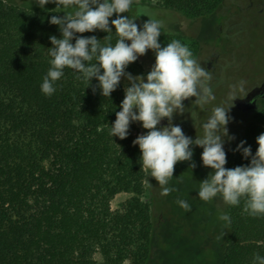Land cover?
<instances>
[{
  "label": "trees",
  "instance_id": "16d2710c",
  "mask_svg": "<svg viewBox=\"0 0 264 264\" xmlns=\"http://www.w3.org/2000/svg\"><path fill=\"white\" fill-rule=\"evenodd\" d=\"M158 1L201 18L224 0ZM55 7L30 10L0 0V264H98L97 254L105 264H155L157 219L142 199L147 170L133 144L140 129L131 124L123 140L110 135L125 96L122 82L104 98L98 81L88 87L66 68L53 95L41 91L49 38L61 35L49 20L65 14ZM110 27L115 31L111 20ZM78 35H95L102 45L118 38L113 32L104 39L100 30ZM126 71L141 75L142 66L136 61ZM261 133L264 108L237 145L246 141L255 154ZM249 162L234 151L225 166ZM122 193L135 197L113 211L112 201ZM223 206L231 223L220 264H252L254 254L264 256V217L248 215L243 200Z\"/></svg>",
  "mask_w": 264,
  "mask_h": 264
},
{
  "label": "clouds",
  "instance_id": "9594fccd",
  "mask_svg": "<svg viewBox=\"0 0 264 264\" xmlns=\"http://www.w3.org/2000/svg\"><path fill=\"white\" fill-rule=\"evenodd\" d=\"M35 3L41 9L52 3L55 9L65 13L52 15L49 20L58 26L61 35L49 38L52 46L47 49L51 59L40 85L43 94L51 96L56 92L57 82L65 76L66 68L77 73L88 87L93 79L98 81L96 87L104 98H111L122 78L125 79V96L120 110L115 112L110 135L120 140L127 138L133 123L147 130L138 135L133 144L140 149L141 169H147L149 176L158 181L162 195L175 190L167 186L173 178L174 166L177 162L192 161L193 146H198L203 149V166L212 171L199 182L197 197L204 202L220 197L229 206H239L243 200V210L248 215L264 217V133L256 138L255 154L250 145L245 146L246 141H240L234 149L245 160H250L248 164L227 168L225 137L234 139L227 127L231 107H212L211 114L201 125L203 134L195 139L173 123L175 115L185 112V100L195 97L192 104L204 111L216 97L209 86L211 71L196 61L187 45L172 40L162 46L159 41L162 21L149 17L138 25L131 15L133 0H35ZM123 13L128 15H121ZM114 14L111 25L115 31L110 27ZM97 30L106 32L104 39L108 40L109 34L115 32L116 43L102 45L95 35H78ZM149 50L155 62L147 74L133 76L126 71ZM240 90H244L242 84ZM165 119L166 126L161 123ZM194 167V163L190 164V168ZM177 203L190 210L186 201L177 200ZM218 219L226 225L231 223L227 213L221 212ZM252 264H264V256L254 254Z\"/></svg>",
  "mask_w": 264,
  "mask_h": 264
},
{
  "label": "rangeland",
  "instance_id": "374dc122",
  "mask_svg": "<svg viewBox=\"0 0 264 264\" xmlns=\"http://www.w3.org/2000/svg\"><path fill=\"white\" fill-rule=\"evenodd\" d=\"M9 4L17 7L35 10L37 4L35 0H5ZM226 5H230L227 2ZM158 0H133L131 15L136 18V23L142 25L149 17L159 19L162 21L163 28L162 34L159 38L162 46L170 43L172 40H179L182 44L187 45L190 50L193 47L192 40L189 39L190 33L203 30V23L209 24L212 28V22L207 19H198L190 17L184 13L176 12L173 10L161 7ZM121 15H128L123 13ZM115 18V14L111 19ZM204 31V30H203ZM200 34L205 40V48L209 51L212 48L213 35L207 31ZM255 29L247 24L246 34L239 37V51L241 55L247 58H252L254 50L261 48L257 40V32ZM263 53V52H262ZM264 54V53H263ZM262 55V54H259ZM258 59L264 62V56H259ZM239 56V54H238ZM230 55L224 59V71L221 72L219 78L212 82L211 88L216 97L209 106L223 105L229 107L227 101L231 100L234 96H240L241 84L244 86L251 80V78H260L254 74L250 68H245V63L240 58L235 59L236 62L231 63ZM142 66V74H147L155 62V56L149 50L144 56L139 57L137 60ZM200 64H204L206 60L199 59ZM233 66V67H232ZM235 66H237L235 68ZM204 67V66H203ZM250 69V70H249ZM132 74V73H131ZM133 76H136L132 74ZM123 87L127 85V81L122 78ZM205 113V112H202ZM209 115L196 113V120L199 124L197 127V134L202 135V123L207 120ZM229 116L230 121H235L234 127L241 124L240 114L230 108ZM259 120V119H257ZM140 129V124L137 123ZM229 130V128H228ZM141 134V129H140ZM229 135H233V130H229ZM227 137H225L226 140ZM224 148H228L226 144ZM203 149L196 150L195 167L185 165L180 171L173 173V178L170 180L168 187L175 189L169 194V203L165 207L168 212L167 222L162 223L164 228H157L155 237V264H220L222 261L225 250L226 237L229 232V224L218 219L222 209L215 205H209L197 197V190L199 182L206 179L209 172L212 170L206 167L203 169L201 160V153ZM192 164V163H191ZM149 188L145 195L142 197L145 203L153 205V194ZM135 195L131 193H122L117 195L112 201V210L120 211ZM218 198V197H217ZM220 199V197L218 198ZM177 200H184L190 205V210H185L178 203ZM221 200V199H220ZM221 205V203H219ZM223 204V202H222ZM207 208L212 210V215L207 213ZM157 207L153 205L154 215L156 214ZM98 264H105L101 254L95 257ZM126 264H133L128 261Z\"/></svg>",
  "mask_w": 264,
  "mask_h": 264
},
{
  "label": "flooded vegetation",
  "instance_id": "af4514ba",
  "mask_svg": "<svg viewBox=\"0 0 264 264\" xmlns=\"http://www.w3.org/2000/svg\"><path fill=\"white\" fill-rule=\"evenodd\" d=\"M227 2H229L230 5H226ZM202 18H209V22H212L211 29L209 24H202L203 30L213 35L214 43H212L211 50L208 51L205 48L204 44L206 42L200 35L203 30L200 31L199 29V31L190 33L189 39L193 42V47L191 49L193 57L198 63H201L199 59L203 58L206 60L205 63H202L201 65L202 67L204 66L207 70L211 71V80L209 81V86H211V84H213L212 82H215V80L219 78L221 72L224 71V59L228 55H230L229 59H231L233 66L235 64L234 62H236L235 59L240 58L242 61H244L243 63H245V68L252 69L256 76H259L258 73H262V75L259 76L260 78L254 77L249 80V82L244 86V90L240 96L236 95L230 101H227V105L231 107L233 111H236L240 114L239 119L241 120V124L237 127H234V120L230 121L227 125L229 130H233V135L231 137H234V139L226 138L225 144L228 148H225V152L228 162L233 155L234 149H236L243 129L250 125L258 116L260 111L264 108V62L258 59L259 54L264 56V0H224L223 3L219 5L213 12L201 18H197V20ZM247 24L251 25L257 32V36H259L257 42L261 46V48L254 50L255 53H253L252 58H247L246 56L241 55V52L239 51L241 47L238 43L240 39L239 37H242L246 34ZM236 67L237 66H235V68ZM234 98L236 99L233 101ZM194 100L195 97L185 100V112L183 115H175L173 119V123L181 126L185 135L191 137L192 139H195L198 135L196 129L199 127V124L196 120V113H201L204 115L211 114V107L209 104L205 106V109L208 110L202 111L196 105L192 104V101ZM236 101L247 102L242 105H238ZM161 123L162 125L166 126L167 120L165 119ZM140 129L141 134L147 131L141 126ZM193 148L194 154L192 161L177 162V164L174 166L175 171H180V169L185 165L190 166L191 163L195 162L196 150L199 151L201 148L198 146H193ZM203 169L206 170V167L204 166ZM146 184L149 190H151V194H153V205L157 207L156 214L154 215L157 219V226L162 230L165 226L162 225L163 221L167 222L168 219V212L163 206L169 203V194H161L162 188L159 186V183L155 180V178L149 176L148 170ZM218 198L208 202L209 205L213 204L216 207L222 209L223 213H226L222 204L223 200ZM219 203H221V205ZM207 213L211 214L212 210L207 208Z\"/></svg>",
  "mask_w": 264,
  "mask_h": 264
},
{
  "label": "water",
  "instance_id": "95a60500",
  "mask_svg": "<svg viewBox=\"0 0 264 264\" xmlns=\"http://www.w3.org/2000/svg\"><path fill=\"white\" fill-rule=\"evenodd\" d=\"M264 87V86H263ZM247 101H236V103L238 104V105H242V104H244V103H246Z\"/></svg>",
  "mask_w": 264,
  "mask_h": 264
}]
</instances>
